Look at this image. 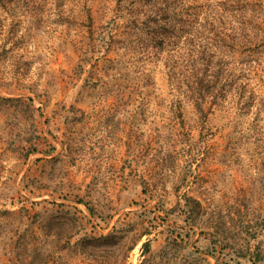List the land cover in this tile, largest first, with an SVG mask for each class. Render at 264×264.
<instances>
[{
	"label": "rangeland",
	"instance_id": "rangeland-1",
	"mask_svg": "<svg viewBox=\"0 0 264 264\" xmlns=\"http://www.w3.org/2000/svg\"><path fill=\"white\" fill-rule=\"evenodd\" d=\"M129 1L0 0V264L156 263L176 234L263 264L264 44L252 105L200 111ZM225 1L180 0L200 18Z\"/></svg>",
	"mask_w": 264,
	"mask_h": 264
},
{
	"label": "trees",
	"instance_id": "trees-1",
	"mask_svg": "<svg viewBox=\"0 0 264 264\" xmlns=\"http://www.w3.org/2000/svg\"><path fill=\"white\" fill-rule=\"evenodd\" d=\"M225 3L227 6L218 13L211 11L200 18L197 12H187L180 0L129 1V17L147 35L152 47L164 51L169 83L200 111H204L205 103L209 112L214 107L229 112L234 105L245 108L253 101L250 79L260 62L254 52L264 44V7L259 0ZM138 12L141 17H136ZM249 130L254 144L263 147L264 128L256 124ZM253 136L245 134L244 138ZM252 233V237L257 234ZM178 239L177 234L165 238L159 263L210 264L198 250L185 254L184 241ZM148 244L143 242V255L149 251ZM260 250V245L255 246L251 256L264 264ZM158 262L148 257L141 264Z\"/></svg>",
	"mask_w": 264,
	"mask_h": 264
}]
</instances>
